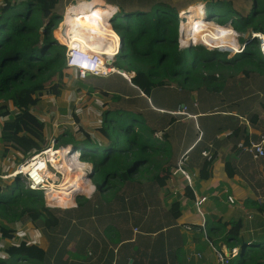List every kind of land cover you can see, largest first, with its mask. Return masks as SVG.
<instances>
[{
  "label": "trees",
  "instance_id": "trees-1",
  "mask_svg": "<svg viewBox=\"0 0 264 264\" xmlns=\"http://www.w3.org/2000/svg\"><path fill=\"white\" fill-rule=\"evenodd\" d=\"M115 2L121 3L123 7L119 8L120 12L118 11L110 20L113 31L104 21L110 18L109 13L115 7H110L109 10L101 6L94 7L97 1L92 0V3H83L75 7L77 10L73 17H76L77 21L82 18L83 22L88 16L86 21L89 28L120 38L122 46L117 57L128 61L129 71L124 72L134 73L130 83L140 94H144L143 99L146 103L155 89L170 90V87L182 91L181 94L186 90L189 94L196 92L198 97L204 99L205 97L214 99L209 97L213 95L206 96L204 92L219 90L220 84H217L214 72L224 63H232L236 70H243L247 76L264 72V60L258 48L254 49L255 39H249L243 51L230 62L223 60L224 54L221 52L217 54L202 49L188 60L179 50L180 20L176 13L167 7L166 0H151L148 5H146L148 1L145 0H112L109 4ZM251 2L249 11L243 14L233 8L232 4L235 3L243 10L247 7L246 0H212L215 4L212 9L217 8L221 12L218 18L219 26L207 21L198 24L201 20L198 15L195 20L198 26L195 30L196 36L211 48H216L219 41L228 38L232 50L236 52L238 49L236 40L224 34L233 35L234 30L239 37L248 30L264 34V0ZM61 5L60 0H3L0 5V118L4 120V128L0 130L1 159L6 158L11 152L29 157L37 145L45 144L47 125L40 120L39 105L43 96L57 95L61 86L55 82L45 86V83L52 77L61 75L65 69V47L54 40V30L62 17L58 12ZM82 10L85 12L82 13ZM92 10H95L98 20L89 17L88 14ZM188 23L187 21L181 24V30L186 35L182 42L183 48L189 45ZM227 23L234 30L229 27L231 31L224 26ZM209 27L217 28L222 34ZM115 65L118 67L117 61ZM114 75L123 78L118 74ZM107 81L89 76L73 83L79 90H85L89 95L97 93L109 98L113 104L102 113L101 126L97 128V132L105 140L102 145L91 139L81 126L78 127L79 133L85 134L86 139L84 144L86 148L82 149L80 159L92 165L91 181L95 184L97 192L95 199L88 201L84 198L78 201L77 207L71 210V213H68V210L59 213V210L46 205L41 192L19 187L18 184L22 182L19 176L11 178L10 185H5L7 182L0 179V240H14L17 230L9 225L19 221L25 222L26 219L34 224L40 222L44 231H56L61 224L62 216L70 214L71 220L76 219V222L71 224L75 229L84 221L90 220L87 217L95 203L107 207L118 197V193H124L133 187L147 200L155 195L163 200L172 198V193L164 187L171 178L175 162L163 122L154 119L148 108L141 107L143 100L123 99L117 92L105 89L103 82ZM120 81L121 79L118 82ZM261 105L264 111V102H261ZM61 112L66 113L65 109ZM73 119L79 123L75 115ZM256 119L255 114L250 117L249 122H256ZM67 136L69 133L63 134V140L68 139ZM234 138L245 146L249 145L247 137L240 129L234 132ZM59 143L58 141L54 146L57 150L60 149L58 147L64 146ZM69 148L66 146L63 153L58 152L70 153ZM55 149L54 151H57ZM67 157L59 155L57 160H62L68 166L79 164L80 168H85V164L80 161L67 162ZM203 159L197 175L198 180L207 179L211 172V162ZM189 161L188 154L187 165ZM38 166L43 167V163ZM82 174L83 172L76 174L71 183L84 177ZM232 176L233 172L228 171V177ZM87 184L84 179L80 185L71 189L73 190L71 193L85 188ZM108 192L110 194L105 195ZM61 200L64 202L63 206L73 204L71 195L66 194ZM177 209L173 203L168 208L170 213ZM84 210H86L84 214L75 215ZM205 226L209 238L211 233L221 232L225 244L230 248L239 249L237 257L230 264H264V239L261 242L240 239L238 232L242 226L241 221L206 220ZM81 246L84 250L87 248V244ZM49 252L44 251L40 244L29 243L24 239L6 244L0 264H49Z\"/></svg>",
  "mask_w": 264,
  "mask_h": 264
},
{
  "label": "crops",
  "instance_id": "crops-1",
  "mask_svg": "<svg viewBox=\"0 0 264 264\" xmlns=\"http://www.w3.org/2000/svg\"><path fill=\"white\" fill-rule=\"evenodd\" d=\"M97 1L107 6H114L119 12V8L123 7L117 2L109 4L104 0ZM166 1L167 7L176 13L180 22L188 15L190 16L192 7L201 6L204 18L215 16L212 12L217 10V8L212 9L215 5L212 0ZM246 2L247 7L243 10L235 3L232 7L246 14L252 4L251 0ZM73 25L70 24L68 28ZM224 26L231 27L228 23ZM251 33L252 31L248 30L245 33L247 37H244L246 40L243 43L238 42L246 45ZM235 56L225 54L223 60L230 62ZM234 66L232 63H224L217 68L214 75L220 88L215 92H204L206 96L213 95L209 97L214 99L205 97L198 106L196 103L192 106L186 103L182 105L179 100L184 97L183 94L180 96L171 94L170 90H175L172 87L170 90L155 89L146 103L143 99L144 94H140L126 78L114 74L96 77L102 78L103 81L108 80L103 82L104 88L113 90V93L117 92L123 99L143 100L144 102L140 100L141 107L148 108V112H152L154 119L163 122L164 132L168 133V143L173 152L175 166L180 156L186 151L190 155V161L185 167L190 183L179 173H174V166L171 178L164 187L172 193L171 199L163 200L155 195L147 200L142 198L143 194L138 191L135 196L129 194L127 198L128 191H124L123 194L119 193L113 203L107 207L104 204L95 203L91 210L92 214H88L87 217L90 221L100 224L94 230L87 231L86 238L88 234H91L92 241L89 242L86 238L85 241H79L81 238L76 234L74 247L60 255L53 246L48 245L49 248L47 246L43 250L50 251L49 264L54 262L55 264H218L216 252L226 254L232 249L239 252L237 247L230 248L223 242L221 232L211 233L209 238L205 226L206 220L241 221L242 226L238 232L240 239L248 240V242H261L264 239V156L254 158L249 152H239L236 145L242 142L234 138V132L240 129L247 137L249 144L260 143L264 149V138H262L264 111L261 105V102H264V72L247 76L243 70H236ZM116 68L120 71L118 67ZM125 75L133 77L134 73H125ZM119 79H121L120 82H118ZM72 87L75 91L70 93L68 100L66 98L64 100L67 103L64 105L68 108L70 104L72 108L80 93L83 92L79 91L78 86L72 85ZM176 90L178 93L182 92ZM89 96L91 97L89 104L94 98L106 99L102 112L113 105L105 96L97 93ZM48 97L50 96L45 95L42 99ZM89 104L87 110L90 109ZM68 108L63 109L68 113L70 111ZM255 114L256 122H249L250 117ZM3 121L0 118V130L4 128ZM60 124L69 125L67 122H49L46 128L51 131V127L56 128ZM1 150L0 148V155ZM204 151L212 156L211 172L207 179L198 180L197 175L204 162L200 153ZM10 156L14 163H19L23 158L22 155L14 152L8 153L4 159L0 157V176L6 177L8 164H11L6 162L10 160ZM228 171L233 172L232 177H228ZM130 190L137 189L133 187ZM96 193L91 192L84 197L88 199ZM203 198L205 200L201 202ZM229 198L233 199V204L229 203ZM196 202L199 203L201 215L196 209ZM172 203L176 204L178 209L170 213L168 208ZM76 207L77 203L74 202L71 209ZM203 218L205 233H203ZM110 219L112 229L117 222H124L119 228L121 239L118 244L111 242L109 237L107 238L108 232L100 229V226L108 223ZM1 241L9 243V240ZM127 243L130 246L123 248ZM80 244H87L86 247L92 246V249L85 253L84 247H80ZM235 258L231 261L233 262Z\"/></svg>",
  "mask_w": 264,
  "mask_h": 264
},
{
  "label": "rangeland",
  "instance_id": "rangeland-1",
  "mask_svg": "<svg viewBox=\"0 0 264 264\" xmlns=\"http://www.w3.org/2000/svg\"><path fill=\"white\" fill-rule=\"evenodd\" d=\"M2 1L3 0H0V5H1ZM60 1H62V5L58 7V12L61 14L62 17H61V20L58 23L57 27L54 30V35H56L57 37H60V35L62 36L64 31L66 29H68L67 28L68 23L70 26V24H74V22H75L76 25L79 27V30L84 28V27H88V25H87L88 22L86 21V20H88V16H86L85 20L83 22H81L83 20L82 18L77 21V20H75L76 17L71 18L70 14H72V12L74 10H76L75 7H79L83 3L87 4V1L91 2L92 0H60ZM95 1H97V0H95ZM105 1H107L108 3H111L112 0H105ZM116 1H123V0H116ZM145 1L147 2L150 0H145ZM19 3H23V1H19ZM97 3H99L100 4L99 6H101V7H105V6L108 7V9H110V7H114V6L104 5L100 1H97ZM71 10H73V11H71ZM97 11L99 12L100 10L97 9ZM115 11H116V8L114 10H112L109 13V15H111ZM105 12H107V11H105ZM198 15H200V17H201V20L198 22V24H201V23H203V21H205L204 16H203V12H202V7L201 6L192 7L191 14L188 17V22H189L188 24L193 25V21L197 18ZM212 15H215V16L221 15V12H220V10H216V12H212ZM215 22L219 23V21H215ZM104 23H106L107 27H109L112 30L109 22L104 21ZM197 27L198 26L196 25L193 32L197 29ZM210 28L215 30L217 33H221V31L218 30L217 28H216L217 29L216 30L215 27L214 28L209 27V29ZM65 33H66V31H65ZM65 33H64V35H65ZM227 35H230L233 39H235L234 38V31H233V35H231V34H227ZM94 37L97 38V37H99V35L95 34ZM244 37H247L246 34H244L243 36H240L238 38V41L242 42V41L246 40ZM201 42H203L207 47H209V44H207L205 41L201 40ZM215 47L216 48H213V49H202V50L208 51L211 53H217V54H220V52L228 50V48H230L232 50L230 39H228V38H225V39H222L221 41H219ZM218 49H220V50H218ZM254 49L255 50L257 49L256 45L254 46ZM65 51H66V47H65ZM221 54L225 55L226 53L223 52ZM116 61H117V66L119 67L120 70L125 71V72L129 71L130 66H129V63L126 59H121V58L117 57ZM223 70H225V68ZM76 80L77 79L74 76L72 71L64 69L61 75L52 77L47 83H45V86H49L50 84L55 82L59 86H61V90H58L56 96H50L47 99H42V101L39 105V109H40L39 115L41 117H43L44 120H46L44 122H47V123H49V122H63V123H65V122H67V123H69V125L60 124L56 128L51 127V131H49L46 128V130H45V136H46L45 144L43 146L37 145L36 149L34 150L35 153H37V152H39V151H41L47 147L50 148L54 144H57V141L60 142L59 143L60 145H66L67 147L70 146V147L74 148V153H75L76 149L79 152H80V150L82 151V149L86 148L84 145L86 142V139H85V134L79 133V131H78L79 126H81L83 128V130L85 132H87L88 135L91 136V139H96V141L99 145H102L104 143L105 140L101 136V134L99 132H97L96 126H98L99 122L101 121V114L103 113L102 109L105 107L106 103H104V102H106L105 101L106 99H104V100L103 99L102 100L96 99V101L98 103L91 102L89 104V108H90L89 110H87V105H85L83 110L81 112H79V116L77 117L79 119V123L76 122L77 123L76 125L70 124V122H72V121L70 119L71 116L69 115V112L68 113L67 112L66 113L61 112V110L63 108H68L67 106L64 105L66 103V101H64V100H65V98H66V100H68L70 93L73 90L75 91V88H73L72 85H73V82H75ZM115 83L119 84L117 82H115ZM84 92H85V90H84ZM170 93L173 95H178V96L183 94L184 97L181 98V100H179V101H181L182 105H184L186 103L187 105L190 104V106H192V105H194V103H196L198 106L203 101V98L201 96L198 97L197 96L198 93H195V92H192L193 94L192 93L189 94L188 91L184 90L183 93L181 94V93H178V91L175 89V90H170ZM107 102H108V100H107ZM12 109L13 108L10 105V110H12ZM71 109L72 108H71V104H70L68 111ZM68 133H69V136H67L68 139L63 140V137H62L63 134H68ZM56 137H57V139H56V143H55V142H53V138H56ZM64 138H65V136H64ZM77 150H76V154L78 153ZM58 151L63 153L64 147L60 148L57 151H54V149H53V150H50L48 152V160L52 163V168L54 169V171H56L59 174H63V175H58L56 177L57 179L54 180V184H49V186L52 188L51 192H53V194L54 193L61 194L62 190L66 186L65 184L71 183V180L73 179V177L76 174H80L83 172V168H80L79 164H73V165L68 166V165H65V163L62 160L58 161L57 157L59 155H63L62 153H59ZM34 152H32V153H34ZM72 157H73V155L70 156V158H72ZM27 159H29V157L21 158L19 163H14L12 156H10V160L7 161L6 163L8 164L9 162H11V164L10 163L8 164V172L5 174L7 176L9 174H11L16 165L23 163ZM72 161L77 162L78 160L72 159ZM82 163L86 164V168H88L92 172V165L90 163H88V162H82ZM33 167H34V165L29 167V168H26L25 171L27 173L32 174ZM41 168H42L41 166H37V170H40ZM48 177H53V175L49 171H48ZM79 179H81V181ZM79 179H78V181L74 182V185L72 183V185H73L72 187L80 185L82 183V181L84 180V178L83 179L79 178ZM5 182H7V183H5V185H10L12 183V180L9 178H6ZM18 185H19V187L24 188L23 182H20ZM78 191H79L78 195L76 194L75 197H73V195L71 196L72 202L73 203L75 202L77 204H78L79 200H82L85 198L84 196H88L91 192H96V186L91 181L90 185L87 184V186H85L84 189H81ZM120 193H123V192H120ZM136 193H137L136 190H129L126 197L129 198V194H134V196H135ZM109 194L110 193H108L106 195H109ZM43 196H44L46 204L48 205L49 208L59 210V213L65 211V210H68V213H71L70 212L72 210L71 205L63 206L64 202L61 200V198L58 199L60 201H56L57 199L54 201L49 200V198L44 194V192H43ZM94 197H95V195L91 196L87 200L93 201L95 199ZM85 211L86 210H84L82 213L75 214V215L84 214ZM90 214H92V212ZM74 221L76 222V219L71 220L70 214H67V216H62L61 224L56 231H54V230L53 231H44L40 222H38L37 224H34L31 221H29L28 219H26L25 222L19 221L16 224L9 225V227H11L13 229L15 228L18 233H24L25 237L19 238V237H17L18 233H16L15 239L9 240V243L13 244V243H17L20 240L25 239L29 243L41 244L40 246L42 248H45V249L47 248L48 245L53 246L55 248L56 252H58V254L60 255L61 253H65V252L69 251V249L74 247V244L76 242V240H75L76 234L78 232H79L78 235L81 238L79 241H85L87 231L94 230L95 227L99 225L98 223H94L90 220L89 221L86 220L82 224H80L77 228L73 229L71 224H72V222L74 223ZM122 223H124V222H122ZM122 223L117 222L115 224V228L112 229L111 219H110L108 223L100 226V229L102 231L108 232L107 238L109 237L111 242H116L115 244H118V242H120L119 240L121 239V237H120L121 234H120L119 228H121ZM92 237H93V235L88 234L87 240L89 242L92 241V239H93ZM7 243L8 242H5V241L0 242V257L4 256L2 251H3V249H5V245ZM49 246H48V248H49ZM79 246H81V244ZM128 246H130V244L127 243L126 246H123V248L128 247ZM75 247H76V245H75ZM91 249H92V246H88L87 248H85L84 251H85V253H87L88 250H91ZM15 264H26V263H15Z\"/></svg>",
  "mask_w": 264,
  "mask_h": 264
},
{
  "label": "built area",
  "instance_id": "built-area-1",
  "mask_svg": "<svg viewBox=\"0 0 264 264\" xmlns=\"http://www.w3.org/2000/svg\"><path fill=\"white\" fill-rule=\"evenodd\" d=\"M188 17H189V15H188ZM188 17L184 18L181 21L186 23L188 21ZM111 19L112 18H110L108 20L109 24H110ZM211 22H213V21H211ZM213 23H215V22H213ZM110 27L112 28L111 24H110ZM112 30H113V28H112ZM56 38L59 41V38L57 36H56ZM234 38L236 39V42H237V47H238L237 51L235 52V50H231L230 48H228V50H225L223 52L230 54V55H234V54H237V53H240L243 51V49L245 48V44H240L238 42L239 34L236 31H234ZM252 38L255 39L258 51H259L262 59L264 60V34L259 33V32H252ZM118 39H119V37H118ZM184 39H186V35L181 30V25H180V28L178 31L179 50L186 59H189L196 51H198L202 48L208 49L207 47L197 46L196 45L197 42H195L193 39L190 40L188 47L183 48L182 42L184 41ZM96 42H97L96 37H93L92 40L87 39L85 42H84V40L78 39V41L76 43L78 45L77 48L70 49L68 46L64 45L66 47L65 70L72 71L74 76L77 79L76 81H78L80 78H86L88 76L107 77V76H110L112 74H118V75L126 78L130 82L131 77L126 76L124 72H120L114 66L115 58L118 55V52L120 49V39L118 41L116 50L113 51L112 54H108L107 52L103 53L104 50H102V48H104L105 45H99L98 46ZM96 47H98V49ZM79 91H83V92L80 93L76 102L73 104L72 109L69 111V115L71 116L70 119L73 122L72 123L73 125L77 124L73 119V115L78 117L79 112H81L83 110L84 106L88 105L89 102L91 101V97L89 96V94L86 93V91L85 92H84V90H79ZM93 102L98 103L96 101V98L93 99ZM39 117H40V120L42 122L46 121V120H44L43 117H41V116H39ZM44 123L46 124L47 122H44ZM100 126H101V121L99 122V125L96 126V129L99 128ZM262 138H264V135L262 136ZM56 139H57V137L53 138V142L56 143ZM93 140H96V139H93ZM57 143H58V141H57ZM55 145L56 144H54L50 148L47 147V148H45V149H43L37 153H35L33 151L34 153H32L31 156H29V159H27L26 161H24L23 163H21L19 165H16L14 167L13 172L11 174H9L8 176L7 175H6V177L0 176V179H2V180L6 179V178L11 179V178H15V177L19 176L21 178L23 184H24L25 189L32 190V191H40V192H42V194L44 192V194L47 196V191H48L47 187L49 186V184H54V180L57 179L56 177L58 175H63V174H59L56 171H54V169L52 168V163L48 160V152L50 150L55 149V147H54ZM62 147H66V146H61L59 148H62ZM69 149H70V153L68 154L69 157L72 155L73 156L77 155V157H74V158H76L78 161H80L81 160L80 159L81 158V150L79 152L75 148L78 151V153L76 154V150L74 153V148L70 147ZM237 149L239 150V152L251 153L254 156V158H260V157L264 156V149L262 148L260 143L259 144H249L248 146H245L243 143H239L237 145ZM55 150H57V149H55ZM201 155L203 158H206L209 162L212 159V156L207 151L202 152ZM187 159H188V151H186L178 159L177 164L174 168V173H179L182 177H184L187 180V182L190 183L189 174L185 170V167L187 164ZM40 163H43V167L40 170L35 171V176H32L31 173H27L25 171L26 168H29L33 165H36V167H37L38 164H40ZM36 167H34L33 169L35 170ZM48 171L53 175V177H48ZM90 172H91V170L86 168V164H85L83 176L89 185H90L91 181L89 179H87V174ZM35 177L40 178V180H41L40 184L37 183ZM69 195L72 196L73 193L72 194L70 193ZM49 200H52V199H49ZM204 200L205 199L203 198L201 202H204ZM228 200H229V203L233 204V202H234L233 199L229 198ZM195 205H196V209H197L198 213L201 215V212L199 210V203L196 202ZM204 222L205 221L203 218L202 219L203 233H205ZM17 235H18L17 237H19V238L25 237L24 233H18ZM215 255H216L218 264H230V261L232 260V258H234L238 255V252L236 249H232V250H230L229 253L223 254L220 252H216Z\"/></svg>",
  "mask_w": 264,
  "mask_h": 264
},
{
  "label": "bare ground",
  "instance_id": "bare-ground-1",
  "mask_svg": "<svg viewBox=\"0 0 264 264\" xmlns=\"http://www.w3.org/2000/svg\"><path fill=\"white\" fill-rule=\"evenodd\" d=\"M89 3H92V1L90 2V1H87V4H89ZM100 4L99 3H96V4H94V7H97V6H99ZM103 9H105V10H109L108 9V7H102ZM192 9V8H191ZM77 10V9H76ZM76 10H74L73 12H72V14H70L71 15V18H73V16H75V14L76 13H74ZM81 12V11H80ZM85 12V10L83 11L82 10V13H84ZM117 10L114 12V13H112L111 14V16L114 14H117ZM89 17L90 18H96V19H98V17H97V14H95V10H92L89 14ZM113 15V16H114ZM110 16V18H113V16L111 17ZM100 17V16H99ZM110 18H108L107 20H105V22H108V20L110 19ZM195 20H197V18L195 19ZM193 21V25L192 24H190L189 25V27H188V38H189V42H190V40H194L195 42H198V43H196V45L197 46H203V47H207L203 42H201V40L198 38V36H196V32L194 31L193 32V30H194V28H195V25L197 24V21ZM204 22V21H203ZM205 22H206V20H205ZM208 22V21H207ZM211 23H213V22H211ZM73 25V24H72ZM69 27V23L67 24V28ZM228 29L229 30H231L232 31V29H230L229 27H228ZM65 31H66V33H65ZM64 31V33H65V35H64V33H63V35L61 36L60 35V37H58L59 38V40H60V42L63 44V45H66V46H68L70 49H72V48H77L78 47V45L76 44L77 43V41H78V39H80V40H84V42L88 39V40H92L93 39V37H94V35L95 34H98L99 35V37H97L96 39H97V45L99 46V45H105V47L104 48H102V50H104V52L103 53H108V54H112L113 53V51H115L116 50V48H117V44H118V41H119V39H118V36H115V35H113V34H102L101 32H99V31H97V30H94V29H91V28H89V27H87V28H82V29H80L79 30V27L77 26V25H73L71 28H68V29H66ZM232 33H233V31H232ZM220 34H222V33H220ZM224 35H227V34H224ZM194 37V38H193ZM99 38V39H98ZM97 49H98V47H96ZM208 49H213V48H211L210 46L209 47H207ZM218 50H220V49H218ZM223 51V50H222ZM69 151L67 152V151H65V154H63V155H65V156H68L67 157V162H70V163H72V162H74V161H72V159L73 160H77L76 158H74V157H77V155H75V156H73L72 158H70L69 157ZM34 167H36V165H34ZM33 167V168H34ZM37 170V167L35 168V170L34 169H32V176H35V171ZM83 171H84V169H83ZM82 176H83V174H82ZM82 179L84 178V177H81ZM35 179H36V181H37V183L38 184H40L41 183V180H40V178L39 177H35ZM80 181H81V179H79ZM75 182V181H74ZM74 182H73V185H74ZM56 185V184H55ZM72 185V183H68V184H66V186H65V188L62 190V193L61 194H59V193H54L53 194V192H51V187L50 186H48L47 187V189H48V191H47V196H48V198H53V199H60V198H62L63 196H65L66 194H70L72 191H71V189H73L74 187H72L73 186ZM72 187V188H71ZM72 194V193H71ZM51 195H53V196H51ZM47 198V199H48ZM56 201H60V200H56Z\"/></svg>",
  "mask_w": 264,
  "mask_h": 264
},
{
  "label": "water",
  "instance_id": "water-1",
  "mask_svg": "<svg viewBox=\"0 0 264 264\" xmlns=\"http://www.w3.org/2000/svg\"><path fill=\"white\" fill-rule=\"evenodd\" d=\"M218 18H219V15H216V16H213V17H211V16H209V18H207L206 20H214V19H217L218 20ZM252 38V33H251V35L249 36V39H251ZM54 40H55V42H57L58 44H60L59 42H58V40H57V38L55 37L54 38ZM252 40H253V38H252ZM247 44V43H246ZM60 45H62V44H60ZM63 46V45H62ZM121 46H122V42H121V40H120V48H121ZM120 72H123L122 70H120ZM92 174V172H90V173H88L87 174V179H89V180H91V175ZM78 195V191L77 190H75L74 192H73V196L75 197V195Z\"/></svg>",
  "mask_w": 264,
  "mask_h": 264
},
{
  "label": "clouds",
  "instance_id": "clouds-1",
  "mask_svg": "<svg viewBox=\"0 0 264 264\" xmlns=\"http://www.w3.org/2000/svg\"><path fill=\"white\" fill-rule=\"evenodd\" d=\"M207 18H204V20H206ZM206 21H208V22H211L212 20H206ZM213 22H215V21H213ZM181 24H182V21L180 22ZM180 24V25H181ZM215 24H218L219 25V23H215ZM180 25H179V28H180ZM221 26V25H220ZM228 27V26H227ZM231 28V27H230ZM233 29V28H232ZM234 30V29H233ZM235 31V30H234ZM56 37V36H55ZM120 39V38H119ZM59 42V41H58ZM60 43V42H59ZM61 44V43H60ZM63 45V44H62ZM64 46V45H63ZM203 49V48H202ZM120 50V49H119ZM199 51V50H198ZM197 52V51H196ZM196 52L194 53V54H196ZM119 53V52H118ZM221 53H223V52H221ZM241 53V52H240ZM240 53H237V54H240ZM182 54V53H181ZM193 54V55H194ZM227 54V53H226ZM237 54H234V55H237ZM193 55L189 58V59H191L192 57H193ZM89 77V76H88ZM87 78V77H86ZM85 78H80L79 80H84ZM64 146H66V145H64ZM61 147V146H60ZM59 148V147H58ZM24 158V157H23ZM81 161V160H80ZM82 162V161H81ZM2 180V179H1ZM91 181V180H90ZM40 192V191H39ZM42 193V192H41ZM237 257V256H236Z\"/></svg>",
  "mask_w": 264,
  "mask_h": 264
}]
</instances>
